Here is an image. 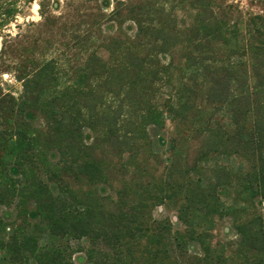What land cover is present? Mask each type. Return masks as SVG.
Instances as JSON below:
<instances>
[{
    "label": "trees",
    "instance_id": "trees-1",
    "mask_svg": "<svg viewBox=\"0 0 264 264\" xmlns=\"http://www.w3.org/2000/svg\"><path fill=\"white\" fill-rule=\"evenodd\" d=\"M117 1L108 16L121 15L127 3ZM132 1L125 8L134 28L105 37L106 58L89 52L70 76L52 58L35 62L15 74L20 91L0 89V206L11 208L0 216V264H74L70 239L87 245L82 264H178L179 257L210 263V247L195 230L194 217L246 208L219 204L215 188L202 187L187 169L183 182L157 177L160 193L149 201L135 200L127 183L115 198L100 194L107 179L102 144L120 152L145 145L157 157L166 118L192 127L202 155L241 154L249 163L241 177L244 204H264V12L240 28L231 4L185 0L195 14L180 27L167 0ZM178 46L185 76L175 87L173 61L166 58ZM160 82L171 87L161 103ZM218 111L225 122L216 118ZM177 144L176 136L167 139L173 173ZM177 185L191 194L177 210L183 233L171 232L170 220L168 228L146 223L142 208L155 206L164 190ZM257 219L236 224L240 240L251 241L257 252L245 264H264L255 244Z\"/></svg>",
    "mask_w": 264,
    "mask_h": 264
},
{
    "label": "rangeland",
    "instance_id": "rangeland-1",
    "mask_svg": "<svg viewBox=\"0 0 264 264\" xmlns=\"http://www.w3.org/2000/svg\"><path fill=\"white\" fill-rule=\"evenodd\" d=\"M122 1L127 4L120 6L121 15L112 17L108 15L118 4L117 0H0V89L15 94L20 91L21 83L16 80L15 74L35 62L52 58L60 65L62 74L70 76L73 69L83 64V59L89 52L96 51L99 56L106 58L107 52L102 45L105 37L119 29L134 28L130 13L125 8L130 7V0ZM138 1L132 2L136 4ZM215 4H231L234 10H238L239 12L229 14L239 19L240 28H243L249 16L264 12V0H215ZM165 7L175 16L180 27L190 24L195 14L185 0H167ZM9 8L15 10L12 15L7 13ZM181 50V47H176L166 58V62L173 61L171 71L175 87L182 76H185L182 71ZM159 84L157 100L161 103L171 87L167 82ZM198 105L207 108L200 101ZM215 116L218 119L224 118L221 111ZM223 120L226 121L225 118ZM191 129L190 126L166 118L164 149L157 157L145 145H139L136 152H120L115 147L102 144L99 155L105 161L107 179L100 194L115 198L119 189L127 183L132 184L135 200L146 198L149 201L160 193L156 185L157 177H162L166 182L171 179L183 182L186 177H182V170L187 169L191 179L200 180L202 187L209 185L215 188L219 204L246 208L232 215L223 209L218 215H204L201 212L197 218L194 217L195 230L203 232L204 242L212 253L211 262L207 264H245V259L257 257V252L250 249L251 241H241L236 230V224H243L256 216L260 219H257L254 228L261 231V234L255 244L260 248L258 258L264 259V204L255 200L247 206L242 193L241 177L248 170V161L241 154L232 151L202 155L200 137ZM173 136L178 139L175 174L166 163V155L169 154L166 152L167 139ZM180 186L172 187L170 191L164 190L162 194L166 191L167 195L161 201L158 197L155 206L142 208L146 223L151 225L152 222H160L168 228L167 220H170L171 232L183 233L185 224L177 220V210L185 202L184 196L191 194L180 189ZM10 211L11 208L0 206V216ZM140 243L136 247L138 253L146 245L145 235ZM191 243L197 244L196 241ZM85 245L83 239L69 240V249L73 250L70 259L74 264L83 263ZM1 252L0 250V254ZM178 264L200 263L194 259L191 261L189 257H179Z\"/></svg>",
    "mask_w": 264,
    "mask_h": 264
}]
</instances>
